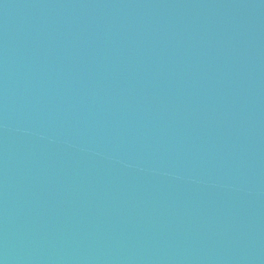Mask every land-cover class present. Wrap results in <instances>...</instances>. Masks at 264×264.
<instances>
[{
    "label": "water",
    "instance_id": "water-1",
    "mask_svg": "<svg viewBox=\"0 0 264 264\" xmlns=\"http://www.w3.org/2000/svg\"><path fill=\"white\" fill-rule=\"evenodd\" d=\"M0 264H264V0H0Z\"/></svg>",
    "mask_w": 264,
    "mask_h": 264
}]
</instances>
